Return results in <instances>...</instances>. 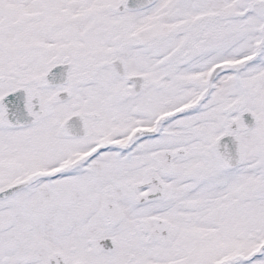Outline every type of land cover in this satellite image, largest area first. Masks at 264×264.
<instances>
[{
    "label": "snow or ice",
    "instance_id": "6c2138e0",
    "mask_svg": "<svg viewBox=\"0 0 264 264\" xmlns=\"http://www.w3.org/2000/svg\"><path fill=\"white\" fill-rule=\"evenodd\" d=\"M0 264H264V0H0Z\"/></svg>",
    "mask_w": 264,
    "mask_h": 264
}]
</instances>
